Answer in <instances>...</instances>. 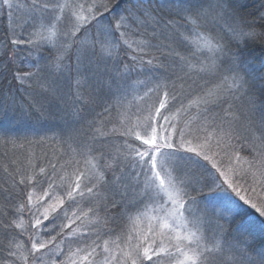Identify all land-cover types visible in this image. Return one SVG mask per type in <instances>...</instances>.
Listing matches in <instances>:
<instances>
[{
    "label": "snow or ice",
    "instance_id": "1",
    "mask_svg": "<svg viewBox=\"0 0 264 264\" xmlns=\"http://www.w3.org/2000/svg\"><path fill=\"white\" fill-rule=\"evenodd\" d=\"M114 2L91 0L86 4L81 0H0V10L6 6L9 21L5 30L6 39L0 41L3 48L0 57L6 58V67L15 63L18 48L22 44L31 45L37 50L43 44H51L57 49V55L50 64L37 65L35 72L14 73V79L21 84L33 78L42 80L44 96H58L60 85L57 74L72 71L65 59L73 49L77 86L81 84V65L85 61L96 65V74L109 91L115 88L122 92V82H126L134 71L144 72L147 68L155 74L157 69L165 70V75L157 77L161 81L157 83V89H164L159 106L145 110L148 114L143 123L137 116V123L133 127H125L119 133L122 137H134L140 141L139 146L125 139L123 149L105 153L103 147L94 148L86 143L79 145L82 149L80 155L85 156L88 167L85 170L76 168L70 180L59 177L63 182L60 187L64 190V196L44 190L43 198L51 202L42 213L36 207L42 200L34 203L33 193L26 189L33 181L35 186L41 184L37 175L45 174V169L41 167L38 174L22 175L15 181L14 186L21 187L26 202L18 203L13 214L29 212L31 227L35 232L28 231L22 215L19 219L2 222L5 229H21L20 234L27 236L30 242V245L10 242L8 256L15 258L13 264H17V261L19 264H45V257H48L49 264H58L52 256L63 250L58 245L55 252L50 248V245L55 244V236L47 240L39 238V232L44 230L41 225L44 220H48L50 211L54 213L65 199L76 204L80 215L74 210L69 217L70 223L60 225L61 231L57 235L89 212L99 216L93 207H89L87 212L79 208L77 197L83 200L87 196L90 203L108 201L117 216L127 215L133 209L136 215H127L132 227L114 240L105 239L101 243L93 240L87 251L77 248L72 256L86 251L80 257L82 261L91 258V264H264V240L246 228H238V235H229L224 224L219 223V220L230 222L228 218L235 216L242 207L240 201L250 204L259 217L264 218V202L258 206L246 199L229 181L228 187L239 200L232 199L225 192L223 195L217 193L216 198L209 201L214 211L216 207L222 209L215 221V228L210 230L209 226L214 221L193 210L195 199L189 196L190 184L182 175L176 174L179 162L185 159L178 154L185 144H191V140H186L185 133L181 131L178 143L174 144L170 138L158 136L155 126L159 119L169 124L175 132V125L171 124L168 116L160 113L161 109L167 107L169 98L176 99L175 94L170 97L167 90L169 84L164 82L170 80L167 75L169 71L171 76H175L171 82L173 89L177 82H180L181 89L188 81L195 83L194 77H215L218 82L212 88H202L199 94L189 99L187 106L180 102V107L176 109L180 113L196 107L199 110L197 119L200 120L197 132L205 134L200 148L206 151L191 147L186 150L195 152L196 156H202L204 160H212L208 151L213 148L223 150L230 160L236 162L235 171L250 173L254 180L264 182V64L256 68L243 56L240 48L254 40L264 44V32H257L245 21L235 0H121L120 5L113 10ZM106 12L109 16L105 18ZM24 31H28L27 39L20 38ZM193 35L195 41L192 40ZM132 36L141 39L132 40ZM193 43L194 50L190 47ZM122 48L131 49L133 55L130 56V63H125L120 56ZM153 49L169 61L167 67L159 57L152 55ZM45 72L48 76L42 77L41 74ZM256 92L260 94L259 104ZM237 101L243 103L237 106ZM217 108L219 112L215 111ZM121 115L127 119L126 113ZM160 127L161 131L168 130ZM138 128L143 129V135L136 130ZM90 130L97 134L93 135V141L105 135L94 124L90 125ZM112 131L115 132L116 128ZM241 150H246L254 157L251 161L244 158L247 168L240 166ZM52 167L55 169L56 166ZM212 167L216 168L215 162ZM125 168L131 170V177ZM217 171L220 176H226L219 168ZM48 180V189H53L51 175ZM212 184H216L215 179ZM130 186L134 188V195L127 199L126 204L118 206L113 197H128ZM216 187L220 185L216 184ZM163 197L166 200L158 206L163 213L158 217L160 230L154 232L149 227L147 231L153 233L152 236L141 234L135 225L147 216L150 206ZM138 205H144V210L141 211ZM121 208L125 209L123 214ZM64 215L67 217V212ZM55 219L53 217V228L56 227ZM107 223L106 219L101 218L93 227L98 229L101 224ZM157 236L161 238L160 244L156 243ZM165 238L169 245L163 243ZM96 239H100L98 230ZM70 264H76V260L71 258Z\"/></svg>",
    "mask_w": 264,
    "mask_h": 264
},
{
    "label": "trees",
    "instance_id": "2",
    "mask_svg": "<svg viewBox=\"0 0 264 264\" xmlns=\"http://www.w3.org/2000/svg\"><path fill=\"white\" fill-rule=\"evenodd\" d=\"M81 2L87 4L91 0H81ZM120 3L121 0H115L112 6L113 10ZM235 3L245 21L257 32H264V0H235ZM108 16L109 13H104L105 18ZM8 25L9 21L5 6L4 10H0V41L6 39L5 30ZM28 31H24L20 38L27 39ZM150 32L151 29H149V34ZM131 39L139 40L141 37L132 36ZM192 40H196L195 35L192 36ZM190 47L194 50L195 44L193 43ZM240 48L243 56L250 60L256 68L264 64V44H261L259 40L249 41L247 45H241ZM0 51H3L2 46H0ZM56 55L57 49L51 44H43L38 50L31 45L22 44L18 48L15 63L6 67V58L0 57V262H3V264H13L15 259L8 256L10 242H19L23 245H30V242L27 236L20 234L21 229H5L2 222L19 219L22 215L28 231L35 232L31 227V214L29 212L13 214L18 203L26 202L21 187L14 186L15 181L22 175L38 174L41 167L45 169V174L42 176L37 175V179L41 180V184L35 186V181H33V184L26 189V191L33 193L34 203L42 200V203L36 204V207L42 213L44 207L51 202L47 198H43L44 190L64 196V190L60 187L63 182L59 177L64 176L67 180H70L71 173L76 168L85 170L88 167L85 156L80 155L82 149L79 145L86 143L94 148L103 147L105 153L108 151L115 152L118 148L123 149L125 139L129 143L139 146L140 141L135 140L134 137H122L119 133L124 131L125 127H133L137 123V116L140 117V122L143 123L144 117L148 114L145 110L158 107L159 101L163 99L162 92L164 89H157L156 85L161 82L157 77L165 75L164 69H157L155 74L147 68L144 72L134 71L126 82H122L124 86L122 92L116 91L115 88L109 91L107 87L101 84V77L95 71L96 65L94 63L88 64L85 61L81 65V76L79 77L81 84L77 86L75 83L77 76L74 49L65 59V63L71 67L72 71L66 70L57 74V82L60 85L57 97L42 95V80L33 78L21 84L19 80L14 79L15 72H35L37 65L50 64ZM131 55H133L131 49L122 48L120 51V56L125 63L131 62ZM152 55L159 57L160 61L167 67L169 61L165 60L160 52L153 49ZM167 75L170 76V80L164 82L169 84L167 90L170 97L175 94L176 99L169 98L167 107L161 109L160 113L162 116H168L171 124L175 125V132L169 124L159 119L155 122V126L157 127L158 136L168 137L176 144L179 141V133L198 116L199 111L193 106L188 108L187 111L177 113L176 109L180 107V102L187 106L189 99L199 94L202 88H212L218 81L213 76L194 77L195 83L188 81L181 89L180 82H177L175 89H173L171 82L175 80V76H171L170 71ZM41 76L47 77L48 74L45 72ZM140 81H143V83H139ZM149 89H152V91H149ZM78 95L80 98H78ZM255 97L257 104H259V92L255 93ZM33 101H39V103L33 104ZM242 103V101L236 102L237 106ZM106 109L108 111H105ZM215 111L219 112V108ZM122 113L127 114V119H124ZM121 120H123V124H121ZM92 124L105 133L104 136H99L95 141L92 137L97 134L94 130H90ZM160 126L168 130L161 131ZM113 128H116L115 132L112 131ZM136 130L143 135L142 128ZM73 149H76V151L74 152ZM216 150L222 151L220 149ZM182 156L187 158L184 154ZM52 165L56 166L55 169ZM125 172L131 177L130 169L125 168ZM49 175H51V180L54 181L53 189H48ZM207 175L200 166L195 167L192 171L184 170L182 172L183 177L190 178L187 180L190 184L188 193L190 197L195 199L194 206L214 221L209 226L212 230L215 228V221L218 220L220 214L217 215L208 207L203 206L206 202V199L203 198L206 197L208 185L210 184L209 179H206ZM34 186L35 190H33ZM106 194L111 195V193ZM133 195L134 188L130 186L128 197L122 199L119 195H116L113 198L119 206L126 204L127 199ZM77 201L80 209L87 212L89 207H93L99 213V216H94L93 213L89 212L87 216H82L81 220L71 224V227L64 228L62 233L57 235V232L61 231L60 225L70 223L69 217H71L74 210L80 215L76 204L65 199L64 204L54 213L50 211L48 220H44L41 225L44 230L39 232V238L47 240L50 236H55V244L50 245V248L55 252L58 245L63 250L58 255L52 256V259L57 260L58 264H61V262L62 264H70L71 258L76 260V264H91V258L89 261H82L80 257L86 254L93 240H96L97 243H101L105 239L114 240L118 235L127 232L132 227L127 215H136V211L133 209L127 215L117 216L111 203L108 201L90 203L87 196L83 200L77 197ZM138 207L141 211L144 210V205H138ZM65 212H67V217L64 215ZM124 212L125 209L121 208V213ZM40 213H37V215ZM53 217H56L55 228L52 227ZM101 218L106 219L108 223L106 225L101 224L98 229H94L93 225L97 224ZM248 218L249 216L238 212L229 219L230 222L219 220V223L224 224L229 235H238V228L241 230L246 228L255 233L260 240H264V226L258 221L248 220ZM41 219H43L42 216ZM139 221L135 227L142 234ZM45 226L48 227L45 228ZM97 230L100 232L99 240L96 239ZM149 236H152V234ZM156 243H161L159 236L156 237ZM163 243L169 245L166 238ZM77 248L86 251L73 257L72 254ZM17 264H19L18 261ZM45 264H49L48 257H45Z\"/></svg>",
    "mask_w": 264,
    "mask_h": 264
},
{
    "label": "rangeland",
    "instance_id": "3",
    "mask_svg": "<svg viewBox=\"0 0 264 264\" xmlns=\"http://www.w3.org/2000/svg\"><path fill=\"white\" fill-rule=\"evenodd\" d=\"M199 126L200 120L195 117L191 123L186 125V128L184 127L183 131L185 133V139L191 140V144H185L184 148L181 149L180 153L178 154L179 156L184 154L187 156V158L179 162L176 174L182 175L184 170L192 171L197 166H200V168L204 170L206 174H208L206 179H209L210 184L208 185V193L206 194V197L203 198L204 200L206 199V202L203 204V206L213 209V206L209 203V201L213 198H216L217 193L223 195L225 192H227L232 199L239 200V197L236 195V193L232 192V190L228 187L229 181L233 183V186L236 187L241 196H244L246 199H250L253 203H257L258 206L264 202V182H261L259 179L254 180L250 173L245 174L243 172L235 171L234 169L237 167L236 162L234 160H230L229 157L225 155L223 150L217 151L215 148H213L211 151H208V155L212 158V160H204L202 156H196L195 152H188L186 150L187 148L191 147L195 148L197 151H206V149L200 148V144L203 142L205 134L203 132H197V128ZM197 136L200 137L199 140L196 139ZM240 156L242 158L240 164L242 168L248 167L247 163L243 162L245 157L250 161L254 159L253 155L248 153L246 150H241ZM213 162H215L216 168L212 167ZM257 167H259V165H257ZM217 168H219L221 172H225L226 176H220V172L217 171ZM230 168H232L233 171H229ZM184 178L186 180L190 179L188 177ZM213 179L216 180V184H219L220 187H216V184H212ZM161 195L163 196V194ZM165 200L166 197H163V199H158L157 203L153 204L149 209L147 216L141 218L139 224L141 226L142 234L153 235V233H149L147 231L149 227H151L154 232L160 230V221L158 217L163 215V213L159 211L158 206ZM240 204L242 207L239 209V213L249 216L248 220L251 219L258 221L262 226H264V223H262L264 218L259 217V214L255 209L251 208L250 204H244L243 201H240ZM152 209H155V211ZM193 210L200 215H204V213L198 210L195 206H193ZM218 211L221 215L222 209L220 207H216L215 212L217 213ZM185 215H187V213ZM164 231L166 234L170 235V233H167V230Z\"/></svg>",
    "mask_w": 264,
    "mask_h": 264
}]
</instances>
